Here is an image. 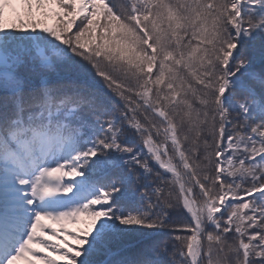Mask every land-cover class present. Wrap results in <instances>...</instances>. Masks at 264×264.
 I'll return each instance as SVG.
<instances>
[{"label": "snow or ice", "instance_id": "6c2138e0", "mask_svg": "<svg viewBox=\"0 0 264 264\" xmlns=\"http://www.w3.org/2000/svg\"><path fill=\"white\" fill-rule=\"evenodd\" d=\"M20 261L264 264V0H0V264Z\"/></svg>", "mask_w": 264, "mask_h": 264}, {"label": "trees", "instance_id": "16d2710c", "mask_svg": "<svg viewBox=\"0 0 264 264\" xmlns=\"http://www.w3.org/2000/svg\"><path fill=\"white\" fill-rule=\"evenodd\" d=\"M38 19H41L43 21V23L41 24V26H49L51 27L54 23H55V19L54 17H49L47 19H50L51 20V23H48L46 21L45 18L43 17H39L38 16ZM16 20V16L14 15L13 11H12V8H9V11H7V9L5 10V26L8 27L10 26L14 21ZM26 22H27V19H26ZM77 23H79V21H77ZM75 30V29H74ZM67 180V178H65ZM71 194V193H70ZM87 227V223L83 220V228H86ZM82 228V229H83ZM70 233H74L72 231H70ZM76 233V232H75ZM62 239H66L68 241L69 244H73L75 245V241L72 240L70 237L68 236H63ZM61 264H63V262H61Z\"/></svg>", "mask_w": 264, "mask_h": 264}, {"label": "rangeland", "instance_id": "374dc122", "mask_svg": "<svg viewBox=\"0 0 264 264\" xmlns=\"http://www.w3.org/2000/svg\"><path fill=\"white\" fill-rule=\"evenodd\" d=\"M7 11H9V8H7ZM46 21H47L48 23H51V20H50V19H46ZM68 195H70V193H69ZM52 227L57 228V229L60 228L59 225H52ZM64 228H65L68 232H70V231H72V232H74V233H75V232H78L80 229L83 228V219H81V221H80L79 223H77V224L66 223V224L64 225ZM62 238H63V236L61 237V239H62ZM42 254H43V253H42ZM48 255H51V254L48 253ZM52 258H54V259H58V257H52ZM19 264H25V262H24V261H20Z\"/></svg>", "mask_w": 264, "mask_h": 264}]
</instances>
